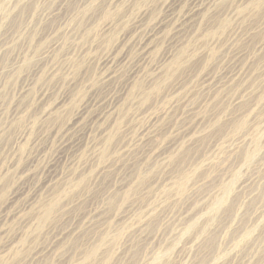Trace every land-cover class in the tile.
Masks as SVG:
<instances>
[{"label": "rangeland", "instance_id": "1", "mask_svg": "<svg viewBox=\"0 0 264 264\" xmlns=\"http://www.w3.org/2000/svg\"><path fill=\"white\" fill-rule=\"evenodd\" d=\"M0 264H264V0H0Z\"/></svg>", "mask_w": 264, "mask_h": 264}]
</instances>
